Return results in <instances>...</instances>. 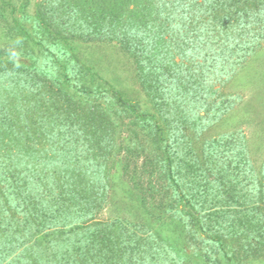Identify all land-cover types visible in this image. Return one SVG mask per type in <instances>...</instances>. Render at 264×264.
<instances>
[{
    "label": "trees",
    "instance_id": "trees-1",
    "mask_svg": "<svg viewBox=\"0 0 264 264\" xmlns=\"http://www.w3.org/2000/svg\"><path fill=\"white\" fill-rule=\"evenodd\" d=\"M12 1L0 0V264H264V159L242 134L203 137L236 102L213 85L260 72L264 0H35L32 13L23 0L8 22ZM107 44L131 61L135 96L81 52ZM107 204L115 215L95 219ZM161 210L187 253L163 239Z\"/></svg>",
    "mask_w": 264,
    "mask_h": 264
},
{
    "label": "rangeland",
    "instance_id": "rangeland-1",
    "mask_svg": "<svg viewBox=\"0 0 264 264\" xmlns=\"http://www.w3.org/2000/svg\"><path fill=\"white\" fill-rule=\"evenodd\" d=\"M22 3L23 0L12 1V9L9 7L6 11V21L11 22L13 17L18 18ZM34 4L35 0H28L26 11L32 13ZM261 46H264V42L261 43ZM81 52L84 53V57L86 59L91 60V64L93 62L97 63V65L94 66L96 68H100L101 74L107 78V81L109 80L118 87L125 86L127 89H129V94L132 96H135L134 92L139 91L131 61L128 60L127 57L118 50L115 44L102 45V48H96L92 45L83 46ZM259 57V61L255 62V64L258 66H255H257L260 72H256V67H254L252 70H250L251 72L249 71V74H246L245 72L243 75H241L240 73L237 77H235V79H229L228 82L224 83L222 87L218 84V82L213 85L214 89L221 93V100H224L222 99L223 95L227 97L230 94L236 96V102H234L232 108L230 109L231 111L228 114L220 117L203 134V137L207 139H212L214 137H218L219 135L221 136L224 134H231V132L242 134L246 142L249 160L252 161L256 167H259L264 159V49L262 50V53ZM247 75L253 76L249 78L250 81H248V79L245 80V82H240L237 80L239 76V79L241 80ZM115 80L117 83L114 82ZM141 94L140 96H142ZM248 109H253L252 113H248ZM127 122V119L119 121L118 124L120 125L117 128V131L121 130V132L124 133L125 130H127V127H125ZM126 133H129V131H126ZM124 135L125 134H122V136ZM41 144V146L45 145V143L42 142ZM142 160L143 158H140L138 162L141 163ZM117 169L119 168H117V165H115V167L111 169V173H113V175L117 174ZM130 170L128 171L129 173ZM138 173H140L142 176L141 169H138ZM124 180L129 184H132L129 180V176H124ZM141 182L143 183V186L146 187L148 185L147 176L143 175L141 177ZM165 184L166 182H155L154 187L156 190H158V192L154 194V202H160L161 200V202L164 204L165 202H168V199L163 197V191L161 189L163 186L164 190ZM166 195L169 194L166 193ZM148 198L147 202H153L149 196ZM160 212L159 216H164L163 214H165L162 224L160 225L163 239L167 242H170L168 245L170 248H172V252L174 254H184L187 250H183L181 248V243L176 246V244L179 242L177 232L172 230L171 226L167 224L171 222L172 219L168 218V213H164L163 210ZM12 214L20 217L16 211ZM114 215L115 211H113L110 204H107V206L102 211L95 214L94 218L100 221H106L107 219L112 218Z\"/></svg>",
    "mask_w": 264,
    "mask_h": 264
}]
</instances>
